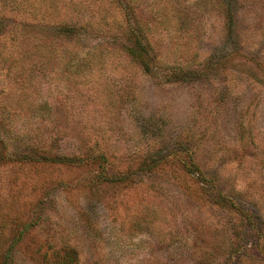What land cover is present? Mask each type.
<instances>
[{
	"label": "rangeland",
	"instance_id": "obj_1",
	"mask_svg": "<svg viewBox=\"0 0 264 264\" xmlns=\"http://www.w3.org/2000/svg\"><path fill=\"white\" fill-rule=\"evenodd\" d=\"M0 264H264V0H0Z\"/></svg>",
	"mask_w": 264,
	"mask_h": 264
},
{
	"label": "trees",
	"instance_id": "obj_2",
	"mask_svg": "<svg viewBox=\"0 0 264 264\" xmlns=\"http://www.w3.org/2000/svg\"><path fill=\"white\" fill-rule=\"evenodd\" d=\"M55 31H56V33H58V34L62 33V29H57V30H55Z\"/></svg>",
	"mask_w": 264,
	"mask_h": 264
}]
</instances>
